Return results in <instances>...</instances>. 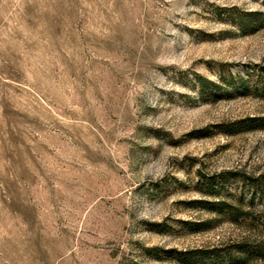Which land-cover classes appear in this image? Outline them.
<instances>
[{"label": "rangeland", "instance_id": "1", "mask_svg": "<svg viewBox=\"0 0 264 264\" xmlns=\"http://www.w3.org/2000/svg\"><path fill=\"white\" fill-rule=\"evenodd\" d=\"M264 264V0H0V264Z\"/></svg>", "mask_w": 264, "mask_h": 264}, {"label": "trees", "instance_id": "2", "mask_svg": "<svg viewBox=\"0 0 264 264\" xmlns=\"http://www.w3.org/2000/svg\"><path fill=\"white\" fill-rule=\"evenodd\" d=\"M234 264H237L236 262H234Z\"/></svg>", "mask_w": 264, "mask_h": 264}]
</instances>
